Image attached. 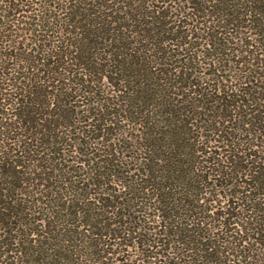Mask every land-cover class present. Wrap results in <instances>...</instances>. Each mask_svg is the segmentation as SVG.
<instances>
[{"label": "trees", "instance_id": "obj_1", "mask_svg": "<svg viewBox=\"0 0 264 264\" xmlns=\"http://www.w3.org/2000/svg\"><path fill=\"white\" fill-rule=\"evenodd\" d=\"M0 264H264V0H0Z\"/></svg>", "mask_w": 264, "mask_h": 264}]
</instances>
